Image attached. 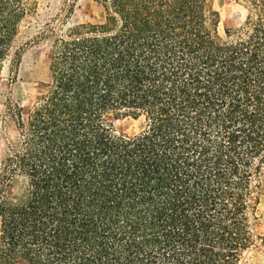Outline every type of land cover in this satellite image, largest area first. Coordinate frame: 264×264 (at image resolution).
<instances>
[{"label": "trees", "instance_id": "1", "mask_svg": "<svg viewBox=\"0 0 264 264\" xmlns=\"http://www.w3.org/2000/svg\"><path fill=\"white\" fill-rule=\"evenodd\" d=\"M72 1L0 0V75L20 80L47 41L52 78L26 115L3 103L19 139L0 159V264H253L264 0H235L247 16L224 33L212 0H95L105 19L71 24Z\"/></svg>", "mask_w": 264, "mask_h": 264}, {"label": "rangeland", "instance_id": "2", "mask_svg": "<svg viewBox=\"0 0 264 264\" xmlns=\"http://www.w3.org/2000/svg\"><path fill=\"white\" fill-rule=\"evenodd\" d=\"M43 7L46 0H38ZM62 1L53 0L55 3L52 12L61 10ZM67 0L66 7H68ZM74 2V1H72ZM214 8L220 13L219 31L224 33L226 27L239 25L247 16V9L239 5L235 0H212ZM73 4V3H71ZM75 11L71 24L90 21L100 23L105 19V12L100 3L95 0H75ZM42 9V8H41ZM52 13V14H53ZM35 28L30 33H34ZM48 44L43 41L28 47L24 55L19 72L20 80L11 82V72L5 68L0 75V159L4 157L6 146L9 142L19 139V131L14 122L7 119L3 123V103L10 91L13 97L23 106L24 114L42 97L47 88L45 83H51L52 78L49 71ZM141 121L130 118L116 121V127L129 133L139 131ZM26 179L23 175H16L6 187V197L17 203L25 194ZM260 221L255 225V231L264 235V193L261 195L259 204ZM1 234V222H0ZM253 264H264V245L254 251Z\"/></svg>", "mask_w": 264, "mask_h": 264}]
</instances>
